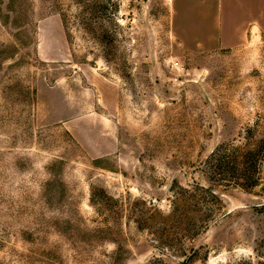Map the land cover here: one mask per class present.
I'll return each instance as SVG.
<instances>
[{
    "label": "rangeland",
    "instance_id": "rangeland-1",
    "mask_svg": "<svg viewBox=\"0 0 264 264\" xmlns=\"http://www.w3.org/2000/svg\"><path fill=\"white\" fill-rule=\"evenodd\" d=\"M263 138L264 0H0V264H264Z\"/></svg>",
    "mask_w": 264,
    "mask_h": 264
},
{
    "label": "trees",
    "instance_id": "trees-1",
    "mask_svg": "<svg viewBox=\"0 0 264 264\" xmlns=\"http://www.w3.org/2000/svg\"><path fill=\"white\" fill-rule=\"evenodd\" d=\"M264 161V138L255 148H245L239 145H227L216 149L207 159L208 167L213 180L222 178L230 180L242 189L249 190L258 186L260 169ZM212 197L214 192L207 191ZM196 206L208 204L204 200L195 199Z\"/></svg>",
    "mask_w": 264,
    "mask_h": 264
}]
</instances>
